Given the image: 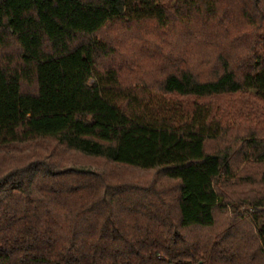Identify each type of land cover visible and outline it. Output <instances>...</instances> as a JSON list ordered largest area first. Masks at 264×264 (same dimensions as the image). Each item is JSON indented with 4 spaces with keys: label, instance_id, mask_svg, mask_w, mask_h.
Instances as JSON below:
<instances>
[{
    "label": "trees",
    "instance_id": "1",
    "mask_svg": "<svg viewBox=\"0 0 264 264\" xmlns=\"http://www.w3.org/2000/svg\"><path fill=\"white\" fill-rule=\"evenodd\" d=\"M262 113L264 0H0V264H264Z\"/></svg>",
    "mask_w": 264,
    "mask_h": 264
},
{
    "label": "rangeland",
    "instance_id": "2",
    "mask_svg": "<svg viewBox=\"0 0 264 264\" xmlns=\"http://www.w3.org/2000/svg\"><path fill=\"white\" fill-rule=\"evenodd\" d=\"M250 108H246V110H249ZM252 113H254V111H251ZM257 113V112H256ZM262 114H264V113H262ZM258 115H259V119H261V120H263L262 118H260V115H261V113L260 112H258ZM264 116V115H263ZM243 213V212H242Z\"/></svg>",
    "mask_w": 264,
    "mask_h": 264
}]
</instances>
